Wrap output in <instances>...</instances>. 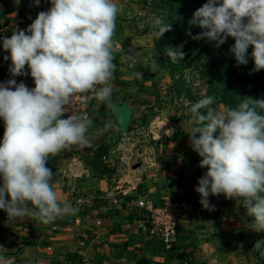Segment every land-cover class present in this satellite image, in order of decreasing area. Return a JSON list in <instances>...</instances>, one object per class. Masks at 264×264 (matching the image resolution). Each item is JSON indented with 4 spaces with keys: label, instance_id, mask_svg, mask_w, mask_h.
Here are the masks:
<instances>
[{
    "label": "clouds",
    "instance_id": "9594fccd",
    "mask_svg": "<svg viewBox=\"0 0 264 264\" xmlns=\"http://www.w3.org/2000/svg\"><path fill=\"white\" fill-rule=\"evenodd\" d=\"M50 4L26 29L2 39L11 76L30 75L34 82L33 88L14 78L0 83L4 122L0 209L11 222L30 217L49 224L78 212L69 200L60 198L47 163L73 146H91L89 129L94 121L86 113L63 117L79 95H90L113 110L117 107L111 81L114 53L122 49L114 40L120 6L115 0H50ZM189 23L202 30L194 36L187 33L193 40L215 42L219 48L231 37L229 52L236 64L247 65L251 58L252 72L264 70V0H207ZM152 28L157 40L172 30L160 16L154 17ZM181 48L169 46L165 54L173 62L182 61ZM136 76L142 78V73ZM214 103V97L204 96L190 108V147L202 158L198 166L207 168L195 188L199 203L213 211L210 196L240 199L253 218L249 227L264 231V99L247 97L235 108L212 107ZM112 127L107 120L96 131ZM0 264L8 260L0 256Z\"/></svg>",
    "mask_w": 264,
    "mask_h": 264
},
{
    "label": "crops",
    "instance_id": "0c3cea01",
    "mask_svg": "<svg viewBox=\"0 0 264 264\" xmlns=\"http://www.w3.org/2000/svg\"><path fill=\"white\" fill-rule=\"evenodd\" d=\"M4 6L15 8L0 15V75L1 62H11L4 60L9 53L3 50L1 32H5L4 37H10L16 29H26L37 14L47 11L51 4L50 0H40L38 6L34 0H0V7ZM114 57L116 68L111 83L116 109L93 98L88 109L95 126L89 129L91 146H73L51 157L47 163L54 172L52 182L60 198L69 200L78 212L44 224L30 217L11 222L0 209V246H3L0 256L9 258L12 264H81L83 252L91 264H240L237 254L243 252V241L237 238L241 230L233 217L235 199L210 196V203L215 205L213 211L203 209L199 203L195 188L207 168L198 166L202 158L190 147V124H179L181 129L159 144L161 168L133 173L136 179L128 194L113 190L116 179L113 167H93L94 149L101 142L114 145L120 133L135 125L152 105V101L151 104L141 103L144 97L150 99L136 92L139 84L134 82L135 72L124 64L121 50L115 52ZM25 71H28L27 66ZM18 80L34 87L30 75L20 76ZM100 109L105 110L107 116L102 115ZM68 111L63 118L71 113H83L82 109L70 106ZM107 120L112 121L113 127L97 132L104 128ZM3 133L4 127L0 125V142ZM75 161L86 174L63 175L62 170ZM167 194L191 198L196 205L193 217L179 224L169 250L147 233L148 212L139 205V201L159 205Z\"/></svg>",
    "mask_w": 264,
    "mask_h": 264
},
{
    "label": "rangeland",
    "instance_id": "374dc122",
    "mask_svg": "<svg viewBox=\"0 0 264 264\" xmlns=\"http://www.w3.org/2000/svg\"><path fill=\"white\" fill-rule=\"evenodd\" d=\"M115 2L121 11L116 20L114 40L122 44L124 64L135 72V76L137 72L142 73V78L136 76L134 81L139 84L136 92H142L140 94L147 95L152 101L141 125H146L154 115H161L175 122V131H178L181 129L179 124H190L191 105L204 96L215 98L214 107L225 108H235L247 97L264 99L253 84L241 76L237 79L238 72L232 74L224 67L223 56L213 42L193 40L187 34L191 32L194 36L202 31L189 22L195 10L207 0ZM156 16L163 17L164 23L171 24L172 29L159 40L152 35V21ZM169 46L173 49L182 46L184 59L179 62L170 60L165 54ZM235 201L233 217L241 230L237 238L243 241V252L238 251L237 258L241 260L240 264H264V231L257 232L249 227L253 218L247 215L240 199Z\"/></svg>",
    "mask_w": 264,
    "mask_h": 264
},
{
    "label": "built area",
    "instance_id": "2783aa9c",
    "mask_svg": "<svg viewBox=\"0 0 264 264\" xmlns=\"http://www.w3.org/2000/svg\"><path fill=\"white\" fill-rule=\"evenodd\" d=\"M5 32H1V38ZM11 62H1L2 72L0 83L7 82L9 79H15L17 83L20 76L12 77L9 72ZM30 88V87H29ZM93 98L90 95H79L73 98L69 105L75 109H82L83 113L88 115V109L91 108ZM213 107V106H212ZM156 111V108H155ZM89 116V115H88ZM0 125L4 127V122L0 119ZM176 123L165 116L154 115L146 125L131 126L120 133L116 143L108 148L101 156L104 165L113 167L116 175L113 190L122 194H128L132 181L135 176L130 173L136 171L145 172L148 168L163 166L160 149L158 148L164 140L168 139L175 132ZM79 161V160H78ZM75 161L62 170L63 175L69 174L78 177L86 174ZM138 164L136 168L134 165ZM81 201V199H78ZM142 206L148 212V224L146 231L161 241L165 249L172 248L173 237L182 222L190 220L196 212V205L191 198H176L172 195H165L159 205H153L150 202H141ZM3 248H0V252ZM8 264H12L9 258ZM81 264H91V261L83 252Z\"/></svg>",
    "mask_w": 264,
    "mask_h": 264
},
{
    "label": "trees",
    "instance_id": "16d2710c",
    "mask_svg": "<svg viewBox=\"0 0 264 264\" xmlns=\"http://www.w3.org/2000/svg\"><path fill=\"white\" fill-rule=\"evenodd\" d=\"M14 8L15 7H13V6L0 7V15L6 14L8 11H10ZM212 44H215V42H213ZM233 44H234V40L231 37H229L225 44H223L219 48H217L218 53L223 56L221 58L222 62H225L227 64V65L224 64V67L227 69L229 68L228 71H230L232 74H236L238 72V74L236 75L237 79H239V77L241 76L246 82L253 84L254 85L253 87L255 88L256 91H259L261 95H264V70H261L259 72H252L251 70L254 66V63H253L251 58H249V62L247 65H237L235 58H234V55H232L229 52V48ZM251 51H252V47L250 46L248 49L249 57H250ZM228 65H229V67H228ZM233 79H235V77ZM240 82L241 81H239V83ZM128 96L131 97V94H128ZM141 103L142 104H151V100H148L147 97H144ZM100 113L104 116H107L106 111L103 109L102 110L100 109ZM141 115H142L141 118H139V120L137 119V122L133 126H140L141 125L142 121L145 119L146 114L142 113ZM94 127L95 126H92V128H94ZM110 146L111 145L108 143L101 142L94 149V151L92 153L91 163L95 169L105 168V165L103 164V162L101 160V156L108 150V148ZM77 155H78V153H77Z\"/></svg>",
    "mask_w": 264,
    "mask_h": 264
},
{
    "label": "water",
    "instance_id": "95a60500",
    "mask_svg": "<svg viewBox=\"0 0 264 264\" xmlns=\"http://www.w3.org/2000/svg\"><path fill=\"white\" fill-rule=\"evenodd\" d=\"M138 166V164L134 165L133 168H136Z\"/></svg>",
    "mask_w": 264,
    "mask_h": 264
}]
</instances>
